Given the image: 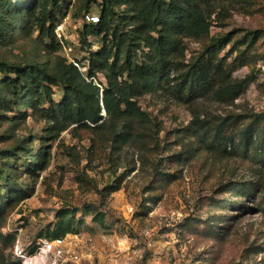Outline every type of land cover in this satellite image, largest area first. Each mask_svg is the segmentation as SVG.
I'll return each mask as SVG.
<instances>
[{"label":"rangeland","instance_id":"rangeland-1","mask_svg":"<svg viewBox=\"0 0 264 264\" xmlns=\"http://www.w3.org/2000/svg\"><path fill=\"white\" fill-rule=\"evenodd\" d=\"M60 1L57 25L65 23L64 46L56 50L38 31L17 28L11 39L0 38V57L46 67L61 59L85 64L99 42L82 44L79 32L86 15L98 16L99 7L91 4L86 12L87 0ZM211 12L210 36L232 37L219 59L227 57V64L236 66L234 81H249L234 101L202 91L189 98L173 88H157L136 99L147 114L146 123H136L144 136L125 145L114 143L110 123L96 131L75 125L54 139L56 131L41 111L25 107L24 120L15 108L1 114L0 133L10 129L12 138L1 142L0 150L26 139L30 156L42 151L48 166L33 169L25 162L30 156L23 154L14 172L23 191L7 194L0 183V196L13 199L0 219V264H62L47 250L44 242L50 240L44 235L55 229L65 209H76V218L84 220L76 225L78 234L66 236L80 250L77 264H264V163L238 142L239 131L264 113V0H223L208 6ZM180 39L171 54L177 67L171 87L204 50L205 40ZM235 46L244 55L229 56ZM79 69L87 71L81 62ZM98 77L107 84L103 74ZM52 91V99L60 102L62 90ZM225 119L232 123L226 134L235 143L226 148L224 141L203 143L197 125ZM116 126L122 128L123 122ZM245 183H252L253 190L238 198L235 189ZM110 186L117 191L111 193ZM16 194L28 196L18 200ZM87 207L104 219L94 220Z\"/></svg>","mask_w":264,"mask_h":264},{"label":"trees","instance_id":"trees-1","mask_svg":"<svg viewBox=\"0 0 264 264\" xmlns=\"http://www.w3.org/2000/svg\"><path fill=\"white\" fill-rule=\"evenodd\" d=\"M15 1L0 0V38L11 39L17 28L38 31L41 37L50 40L54 49H60L54 30L59 20L61 1ZM220 1L223 0H87L86 12H89L91 4L100 10L96 16L98 20L87 23L84 19L79 32L82 44H88L89 39L99 42L98 51L91 52L85 64L79 61L87 71L82 72L79 67L67 63L66 59H61L53 67H46L33 62L11 64L0 57V116L15 108L20 120H24L27 118V112L22 114L25 107L41 111L56 131L54 139L75 125L96 131L110 123L114 130V143L125 145L144 136L136 129V123H146L147 114L137 106L136 99L154 93L157 88L165 91L173 88V92L187 93L189 98L202 91L236 100L249 81H234L231 75L236 66L228 65L227 57H218L227 48L231 35L210 36L213 12L207 13V7ZM122 6H126L124 10ZM181 36L205 40L204 50L199 56L191 58L187 69L180 75L181 81L171 87L170 75L177 68L171 54L178 50ZM238 51L240 55L245 53L235 46L229 56ZM99 74L106 77V85L98 81ZM52 87L62 90L60 102L52 99ZM47 104V108H41ZM103 110L106 116L102 114ZM5 119L10 120L8 117ZM227 120L211 125L199 123L198 135L203 143L224 141L225 148L229 143L234 144L235 138L226 134L232 124ZM120 122L123 126L118 129L116 125ZM13 125L10 124V127ZM10 133V129L1 132L0 143L12 138ZM239 135L238 142L244 150L251 149L264 163V113L254 115L252 123L243 127ZM27 142L23 139L15 146L0 150V183L4 184L2 188L7 194L19 188L16 183L18 176L14 173L16 160L23 154L30 156L32 149ZM41 153L36 157L31 155L29 159L32 160L25 159L29 167L37 170L47 168L48 163ZM194 154L195 151H192L183 160ZM156 174L161 173L158 170ZM110 187L111 193L117 191L115 186ZM235 190L238 198H245L246 193L253 190V184L238 185ZM27 196L21 194L17 199ZM9 199V196H0V219L5 204L13 201ZM76 211H60L58 224L44 235L45 238L53 240L78 234L80 229L76 225L81 226L84 220L76 218ZM87 212L94 216V220L104 219L103 214L93 207H89Z\"/></svg>","mask_w":264,"mask_h":264},{"label":"built area","instance_id":"built-area-1","mask_svg":"<svg viewBox=\"0 0 264 264\" xmlns=\"http://www.w3.org/2000/svg\"><path fill=\"white\" fill-rule=\"evenodd\" d=\"M85 18L87 23H95L98 20L94 15H87ZM64 28L65 23H60L56 25L54 30L55 36L58 38L59 43L63 46L65 38ZM73 64L79 67L78 63L74 62ZM262 68L264 71V66ZM66 239V236L63 238L59 237L50 241L46 240L44 243L47 245V250L49 252L56 253V255L62 259V264H77L80 260V250L76 245L68 244L69 242H67Z\"/></svg>","mask_w":264,"mask_h":264}]
</instances>
